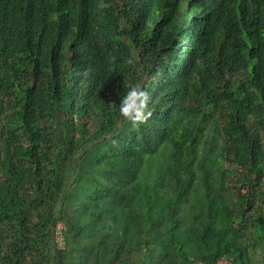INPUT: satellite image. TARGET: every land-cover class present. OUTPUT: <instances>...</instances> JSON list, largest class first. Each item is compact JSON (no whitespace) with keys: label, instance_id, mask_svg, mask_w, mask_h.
<instances>
[{"label":"trees","instance_id":"1","mask_svg":"<svg viewBox=\"0 0 264 264\" xmlns=\"http://www.w3.org/2000/svg\"><path fill=\"white\" fill-rule=\"evenodd\" d=\"M221 260L264 264V0H0V264Z\"/></svg>","mask_w":264,"mask_h":264},{"label":"clouds","instance_id":"2","mask_svg":"<svg viewBox=\"0 0 264 264\" xmlns=\"http://www.w3.org/2000/svg\"><path fill=\"white\" fill-rule=\"evenodd\" d=\"M151 96L147 89L134 85L124 91L119 102V115L132 126H138L152 115L149 110ZM58 225V224H57Z\"/></svg>","mask_w":264,"mask_h":264},{"label":"rangeland","instance_id":"3","mask_svg":"<svg viewBox=\"0 0 264 264\" xmlns=\"http://www.w3.org/2000/svg\"><path fill=\"white\" fill-rule=\"evenodd\" d=\"M61 226V229L59 232H57V227L55 228L54 234H55V241L58 245L63 246L66 244V237H65V226L63 222L58 223ZM220 264H230L227 260H221Z\"/></svg>","mask_w":264,"mask_h":264},{"label":"built area","instance_id":"4","mask_svg":"<svg viewBox=\"0 0 264 264\" xmlns=\"http://www.w3.org/2000/svg\"><path fill=\"white\" fill-rule=\"evenodd\" d=\"M60 229H61V226L58 224V225H57V232H59Z\"/></svg>","mask_w":264,"mask_h":264}]
</instances>
